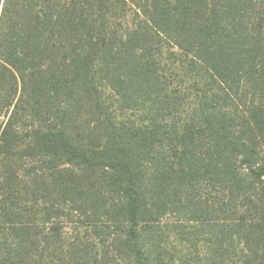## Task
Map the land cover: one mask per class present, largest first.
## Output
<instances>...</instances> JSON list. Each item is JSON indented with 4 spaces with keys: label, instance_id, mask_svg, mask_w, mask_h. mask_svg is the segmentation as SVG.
Wrapping results in <instances>:
<instances>
[{
    "label": "trees",
    "instance_id": "trees-1",
    "mask_svg": "<svg viewBox=\"0 0 264 264\" xmlns=\"http://www.w3.org/2000/svg\"><path fill=\"white\" fill-rule=\"evenodd\" d=\"M0 264H264V0H0Z\"/></svg>",
    "mask_w": 264,
    "mask_h": 264
}]
</instances>
